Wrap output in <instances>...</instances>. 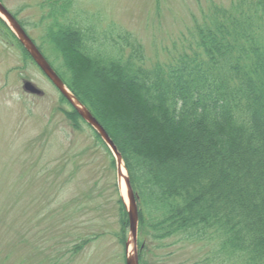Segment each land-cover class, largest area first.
Wrapping results in <instances>:
<instances>
[{
	"label": "trees",
	"instance_id": "16d2710c",
	"mask_svg": "<svg viewBox=\"0 0 264 264\" xmlns=\"http://www.w3.org/2000/svg\"><path fill=\"white\" fill-rule=\"evenodd\" d=\"M74 2L42 3L63 59L54 69L122 153L139 231L149 226L156 239L217 237L227 263L264 264V0L214 5L171 61L151 65L132 34L102 42L71 20ZM67 115L76 128L89 126L73 107ZM119 201L126 243L128 213ZM139 248L144 264L141 241Z\"/></svg>",
	"mask_w": 264,
	"mask_h": 264
},
{
	"label": "rangeland",
	"instance_id": "374dc122",
	"mask_svg": "<svg viewBox=\"0 0 264 264\" xmlns=\"http://www.w3.org/2000/svg\"><path fill=\"white\" fill-rule=\"evenodd\" d=\"M2 1L60 69L44 0ZM230 1L75 0L69 18L95 28L102 42L132 34L151 65L171 61L195 19ZM4 22L0 17V264H126L127 245L119 238L125 195L113 156L91 127L74 126L67 115L73 106ZM25 81L42 93L26 91ZM152 233L146 226L138 235L144 264H229L217 237L188 241Z\"/></svg>",
	"mask_w": 264,
	"mask_h": 264
},
{
	"label": "water",
	"instance_id": "95a60500",
	"mask_svg": "<svg viewBox=\"0 0 264 264\" xmlns=\"http://www.w3.org/2000/svg\"><path fill=\"white\" fill-rule=\"evenodd\" d=\"M0 16L11 27L15 35L23 44L25 49L30 53L35 62L43 70L46 76L53 82L62 95L70 102L79 115L98 133L101 139L108 146L115 159L118 178L123 174V167L126 169L127 174L124 176L126 185V199H124L126 211L129 217L130 233L127 242L128 255L126 264H140L139 248H138V231H139V205L137 195L133 189L128 169L125 164L122 153L119 151L118 146L111 138L105 127L99 122V120L92 114V112L84 105L77 96L69 89L67 84L58 75L49 61L43 56L38 47L25 32L19 22L13 17V15L7 10V8L0 2ZM24 89L33 94H41L42 91L31 81H25ZM130 245L132 249L130 250Z\"/></svg>",
	"mask_w": 264,
	"mask_h": 264
},
{
	"label": "flooded vegetation",
	"instance_id": "af4514ba",
	"mask_svg": "<svg viewBox=\"0 0 264 264\" xmlns=\"http://www.w3.org/2000/svg\"><path fill=\"white\" fill-rule=\"evenodd\" d=\"M0 2L6 7V5L3 3V1L2 0H0ZM7 8V7H6ZM8 9V8H7ZM47 9V8H46ZM9 10V12L14 16V18L20 23V25L24 28V30L26 31V28L24 27V25H23V23L21 24V22H20V20H19V18H17L13 13H12V11L10 10V9H8ZM47 17H48V19H49V14L47 13V15H46ZM5 23V22H4ZM5 26L8 28V29H10V27L7 25V23H5ZM10 31L12 32V30L10 29ZM27 32V31H26ZM13 33V32H12ZM14 34V33H13ZM27 34L30 36V38L33 40V42L37 45V47H38V49L42 52V54L45 56V58H47L46 57V55H45V53L43 52V50H42V48H41V46H39L35 41H34V39L32 38V36L27 32ZM16 37V36H15ZM16 39H17V37H16ZM18 40V39H17ZM19 41V40H18ZM34 61V60H33Z\"/></svg>",
	"mask_w": 264,
	"mask_h": 264
},
{
	"label": "bare ground",
	"instance_id": "6f19581e",
	"mask_svg": "<svg viewBox=\"0 0 264 264\" xmlns=\"http://www.w3.org/2000/svg\"><path fill=\"white\" fill-rule=\"evenodd\" d=\"M122 171H123V174H122V176L120 178V183L119 184L121 186L122 193H123V195H125V199H126V185H125L124 176L127 174V171H126V169L124 167H123Z\"/></svg>",
	"mask_w": 264,
	"mask_h": 264
}]
</instances>
